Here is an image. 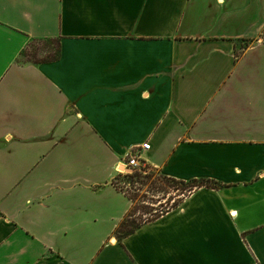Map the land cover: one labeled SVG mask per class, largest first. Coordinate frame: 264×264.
Listing matches in <instances>:
<instances>
[{
	"label": "crops",
	"instance_id": "crops-1",
	"mask_svg": "<svg viewBox=\"0 0 264 264\" xmlns=\"http://www.w3.org/2000/svg\"><path fill=\"white\" fill-rule=\"evenodd\" d=\"M132 154L217 186L118 238ZM0 264H264V0H0Z\"/></svg>",
	"mask_w": 264,
	"mask_h": 264
},
{
	"label": "rangeland",
	"instance_id": "rangeland-1",
	"mask_svg": "<svg viewBox=\"0 0 264 264\" xmlns=\"http://www.w3.org/2000/svg\"><path fill=\"white\" fill-rule=\"evenodd\" d=\"M54 52L55 46L49 40L31 39L19 56V60L21 62L41 60ZM118 169L120 172L115 177V185L132 197L130 206L132 216L129 220L150 217L155 210L159 211L171 205L172 198H177L180 192L186 194V191L181 189L185 184L160 179L159 173L148 165H146L145 171L152 173L149 175L150 177L140 178L132 183L128 182L127 173H125L127 170L121 167ZM145 173H142V175ZM184 187L185 189L188 188L186 185Z\"/></svg>",
	"mask_w": 264,
	"mask_h": 264
},
{
	"label": "trees",
	"instance_id": "trees-1",
	"mask_svg": "<svg viewBox=\"0 0 264 264\" xmlns=\"http://www.w3.org/2000/svg\"><path fill=\"white\" fill-rule=\"evenodd\" d=\"M50 42H52L55 46V52L52 54H49V56H47L46 58L41 59L42 61L44 60H53L56 59L58 56V44L57 41L55 40H49ZM22 53V51H21ZM38 60H34L31 62H37ZM152 173L146 172L144 175H142V171L139 169H133V171L131 173H127V177H128V182L132 183L133 181H137L140 178H148L150 177L149 175H151ZM160 179H163L164 181L167 182H177L179 184H185L187 187V189H185V185L183 187H181V189H184L186 191L185 192H180L177 198H172L173 202L171 205L167 206L164 209H160L155 210L152 215H150V217L147 218H143L140 220H129V218L132 216V212H131V207L129 208V210L127 211V213L124 215V217L122 218V220L120 221V223L118 224L117 228H116V233L118 238H121L122 236H125L131 232H133L137 227H139L142 223L148 222L150 220L155 219L156 217L160 216L161 214L165 213L166 211L170 210L173 207H176L178 205V203L185 197L187 196L192 190L200 187V186H206V187H216L217 183H214L213 181H211L210 179H203V178H193V179H189L186 181L183 180H178V179H174L171 177H166L162 174H158ZM121 190V189H119ZM122 191V190H121ZM124 194L131 199L132 201V197L130 195H128L125 191H123ZM180 196V197H179Z\"/></svg>",
	"mask_w": 264,
	"mask_h": 264
},
{
	"label": "built area",
	"instance_id": "built-area-1",
	"mask_svg": "<svg viewBox=\"0 0 264 264\" xmlns=\"http://www.w3.org/2000/svg\"><path fill=\"white\" fill-rule=\"evenodd\" d=\"M146 165L148 164L145 163V161L139 159L136 154H132L123 157V159L120 160L117 168L122 166L127 170L125 173H131L133 169H139L142 171V173H145ZM117 171L120 172L119 169H117Z\"/></svg>",
	"mask_w": 264,
	"mask_h": 264
},
{
	"label": "bare ground",
	"instance_id": "bare-ground-1",
	"mask_svg": "<svg viewBox=\"0 0 264 264\" xmlns=\"http://www.w3.org/2000/svg\"><path fill=\"white\" fill-rule=\"evenodd\" d=\"M120 167H121L122 169H124L122 166H120ZM120 167H119V168H120Z\"/></svg>",
	"mask_w": 264,
	"mask_h": 264
}]
</instances>
